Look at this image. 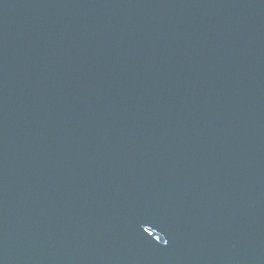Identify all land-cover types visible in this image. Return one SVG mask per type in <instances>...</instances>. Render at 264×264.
<instances>
[{
	"label": "water",
	"instance_id": "95a60500",
	"mask_svg": "<svg viewBox=\"0 0 264 264\" xmlns=\"http://www.w3.org/2000/svg\"><path fill=\"white\" fill-rule=\"evenodd\" d=\"M0 264H264V0H0Z\"/></svg>",
	"mask_w": 264,
	"mask_h": 264
}]
</instances>
